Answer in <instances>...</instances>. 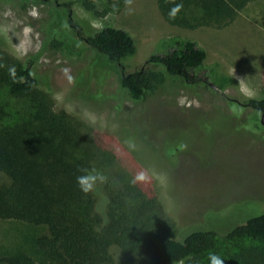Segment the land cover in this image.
I'll use <instances>...</instances> for the list:
<instances>
[{
    "label": "rangeland",
    "instance_id": "rangeland-1",
    "mask_svg": "<svg viewBox=\"0 0 264 264\" xmlns=\"http://www.w3.org/2000/svg\"><path fill=\"white\" fill-rule=\"evenodd\" d=\"M71 1L72 25L55 0H0V49L20 60H36L55 111L103 136L129 173L143 172L146 179L140 182L151 183L164 213L182 234L234 227L241 223H236L234 209L242 205L251 207L252 216L264 211V130L249 129L247 117L261 126L264 118L250 108L232 114L227 103L228 98L264 97V0L249 3L222 28L195 30L169 25L156 0H131V11L126 0L115 9L97 0L93 11ZM75 23L84 27L82 36L104 27L127 31L137 49L129 72H159L147 60L162 38L194 41L206 50L207 63L219 61L237 86L218 93L168 78L134 101L119 89L120 70L74 33ZM6 96L0 94V103ZM129 140L134 149L127 147ZM41 231L27 223L0 221V256L26 254L37 264H52L35 245Z\"/></svg>",
    "mask_w": 264,
    "mask_h": 264
},
{
    "label": "trees",
    "instance_id": "trees-1",
    "mask_svg": "<svg viewBox=\"0 0 264 264\" xmlns=\"http://www.w3.org/2000/svg\"><path fill=\"white\" fill-rule=\"evenodd\" d=\"M55 1L67 11L72 25L74 1ZM77 1L86 11H93L97 2ZM123 1L104 0V5L115 9ZM253 1L156 0L169 25L187 30L222 28ZM177 3L183 7L172 18L169 12ZM73 28L83 42L120 70L119 89L134 101L142 100L154 83L168 78L218 93L237 86L219 61L207 63L206 50L194 41L180 37L158 40L156 53L147 60L159 67L157 76L143 68L127 71L137 51L127 31L104 27L82 36L84 27L75 23ZM11 67H15V77L9 75ZM42 78L34 58L20 60L0 49V94L5 91L7 95V101L0 103V221L41 228L35 245L52 264H209L212 253L220 255L225 264H264V211L252 216L251 207L242 205L234 209L236 223L241 222L234 227L180 233L164 213L151 183H134L137 174L123 168L120 156L103 136L78 118L55 111ZM227 101L232 114H242L245 108L257 118L264 114V97ZM19 102L23 105L12 107ZM247 120L252 123L249 129L264 130L251 115ZM91 168L107 180L85 194L76 177ZM0 264L37 263L18 254L0 256Z\"/></svg>",
    "mask_w": 264,
    "mask_h": 264
},
{
    "label": "clouds",
    "instance_id": "clouds-1",
    "mask_svg": "<svg viewBox=\"0 0 264 264\" xmlns=\"http://www.w3.org/2000/svg\"><path fill=\"white\" fill-rule=\"evenodd\" d=\"M126 2L129 6V11H131L130 8L131 0H126ZM182 7H183L182 3H177L173 8H171L169 12V16L174 18L181 11ZM8 71L10 76L15 77V72H16L15 67L9 68ZM64 71L65 73H67V69H65ZM68 81L69 83H72L73 78L71 76H68ZM125 143L129 149H134L135 145L130 140L125 141ZM82 172H83L82 175L76 177V183L80 191H82L85 194L93 191L98 184H103L107 180V177L101 171L95 168L83 169ZM145 179H146L145 174L141 172L134 177L133 182L135 183L137 181H143ZM208 259H209V264H225V260L216 253L210 254Z\"/></svg>",
    "mask_w": 264,
    "mask_h": 264
},
{
    "label": "water",
    "instance_id": "water-1",
    "mask_svg": "<svg viewBox=\"0 0 264 264\" xmlns=\"http://www.w3.org/2000/svg\"><path fill=\"white\" fill-rule=\"evenodd\" d=\"M213 89L217 90V88L215 86H213L212 84H209ZM264 118V114L261 115V119ZM262 122V121H261ZM263 123V122H262Z\"/></svg>",
    "mask_w": 264,
    "mask_h": 264
},
{
    "label": "flooded vegetation",
    "instance_id": "flooded-vegetation-1",
    "mask_svg": "<svg viewBox=\"0 0 264 264\" xmlns=\"http://www.w3.org/2000/svg\"><path fill=\"white\" fill-rule=\"evenodd\" d=\"M237 103H239L240 104V102H237ZM262 124V123H261ZM263 125V124H262Z\"/></svg>",
    "mask_w": 264,
    "mask_h": 264
}]
</instances>
